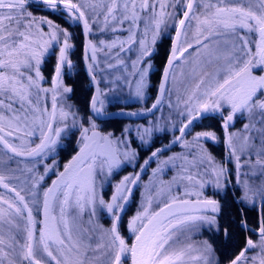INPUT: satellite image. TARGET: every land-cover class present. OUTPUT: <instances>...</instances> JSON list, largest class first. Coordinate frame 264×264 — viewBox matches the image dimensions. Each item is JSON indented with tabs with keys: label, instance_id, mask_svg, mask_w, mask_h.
Here are the masks:
<instances>
[{
	"label": "snow or ice",
	"instance_id": "snow-or-ice-1",
	"mask_svg": "<svg viewBox=\"0 0 264 264\" xmlns=\"http://www.w3.org/2000/svg\"><path fill=\"white\" fill-rule=\"evenodd\" d=\"M29 2L30 0H0V149L5 155L12 154L9 156L8 163H11L15 158H22L35 161L36 164H43L45 170L44 174L39 176L34 175L35 164L26 170L28 176L34 180V183L23 190L29 191L30 189L28 196L22 195L15 186H10V178L0 175V187L9 195L14 193L11 201L0 196V222L5 217L13 216L17 217L24 225L23 228L20 227L19 223L14 225L16 232L7 246L5 241L0 238V264H4V259L8 257L9 251L12 253V261H19V264H25V261L27 264H42V261L44 264H76L71 254L80 255V253L78 241L73 240V230L67 219L69 209H79L82 213L84 208L90 205L94 215L98 196L96 178L104 175L105 169H107L108 174H111L112 170L122 163L119 159L121 155L127 161L134 159L136 153L130 150L121 153L120 148L127 149L128 142L122 139H112V133L101 136L99 132L95 131L97 125L90 122V126L81 132V146L78 153L72 157L69 163L64 165V170L59 172L57 178L52 181V185L43 192L42 205L45 219L39 221L36 218L40 214L41 206L38 189L47 174L56 167L55 161L48 165L44 162V158L50 159L60 139L69 133L71 128L75 127L78 109L73 111V106L68 105L67 111L63 108L58 110V103L63 102L65 94L72 91L70 87H64L61 84L62 68L65 65L69 68L72 66L68 56L69 50L72 48L68 42L70 34L50 20L40 21L41 25L47 24L50 29L48 34L50 39L42 45L37 40L31 39L32 33L26 34L20 31L21 25L27 29L33 27L31 21L35 18L32 17L31 13H25V8ZM36 2L45 4L49 11L66 10L70 19L83 21L86 35L91 34V27L98 22L100 15L97 13V19L92 20V25H90L89 16L81 11V7H85V5H78L72 0H36ZM158 3L161 9L159 13L155 11ZM169 4L170 0H163V2L162 0H142L139 3L137 0H112L107 12L104 13L106 27L101 31H105L110 23L118 24L119 27L112 28L111 31L113 33L127 31L129 36L126 41L114 40L112 43L101 41L99 45H93L89 41V45L86 46L85 58L92 62L89 64L92 79L95 80L96 76L92 69L95 67L98 47L113 51L119 48V52H116L113 57L119 61L122 53L132 51V48L139 44V54L131 65V78L125 76L123 80L129 86L134 83L136 98L143 99L147 87L148 72L143 67V61L150 57L152 51L147 42L148 33L153 29L155 30V35L152 36V43L154 44L162 26L168 27L166 21L181 15L180 11L168 13L166 9ZM61 5L63 6L62 9ZM181 6L186 7L187 10L183 11V18H180L178 22L174 21L172 25L176 28V37L172 54L168 60V67L164 70V79L159 86L160 95L146 111L150 114L153 113L163 104V97L165 93H168V107L172 110L170 114H175L178 111L182 119H187V123L179 128L181 135L175 137L172 143L182 141L194 122L207 115L219 114L223 120L222 127L226 132L234 115L238 112L248 111L250 115H254L259 110L262 117L259 122L264 124V100L259 99V93L264 91V75H254V73L264 71V0H255V7L253 0H216V3L203 2V0H186V4L185 0H177V3L173 5L177 9ZM91 7L95 9L96 5L93 4ZM197 7L202 8L206 14L209 13L210 9L214 8L215 10L201 19L196 12ZM145 13L147 15H144ZM24 21L29 22L24 23ZM193 22L197 31L193 35V42L189 43L187 42V27H190ZM125 23L129 25L127 29L123 27ZM141 24L144 25L142 33L140 31ZM204 31H207V35H203ZM241 32L243 35L239 34ZM182 34H184V42L187 43V47H180ZM38 35L42 37L43 31L41 30ZM253 35H257L258 39L253 41ZM60 36L64 37V42L59 48L52 87L42 89L40 84L43 77L40 75L39 66L50 48L59 42ZM139 36L143 38L137 39ZM221 37L232 38L230 43L228 40L224 42V47L231 48L227 57L228 67L218 70L207 81L201 78L191 92L179 95L176 102L173 103L171 99L172 89L168 87L171 66L183 61L190 50L196 49L199 52V49L208 47L209 41H219ZM125 43L128 45L127 49L123 47ZM37 47L40 49L39 51ZM88 47L91 48V56L87 54ZM121 63L123 62L121 61ZM108 67L113 68L114 65L109 64ZM34 68L35 72L33 73ZM119 79L121 78L118 77L117 80ZM41 92L56 93L52 96L50 113L47 106L40 107ZM101 95L102 93L98 88L97 94L91 100L92 110L97 117L106 114L103 108L105 101L100 98ZM103 95L107 96V93H103ZM97 104H100L101 107L97 108ZM181 106L183 111H179ZM229 109L230 111H228ZM225 111H228L226 116L223 114ZM121 114L125 115V113ZM126 115L138 116L142 114L127 113ZM69 117L73 120L71 127L67 124ZM160 119H164V117L162 116ZM57 123H63L64 126L57 127ZM249 128L250 125L246 124L244 131L247 132ZM153 129L159 130L156 122H152L150 127L137 128L141 143L147 142L145 136H150ZM90 130L91 136L88 134ZM234 136V133H227L226 144L229 149L228 159L231 160L233 156L236 157L237 177H239V170L243 165L239 163L240 157L236 155V149L232 144ZM209 138L215 140V133L197 132L194 142L198 144L199 141H207ZM260 138L262 147L257 155L264 154V128L260 129ZM37 139L39 143L32 147L31 145ZM249 139V137H245L246 146ZM100 141L103 142V148L98 151L97 147ZM184 146L189 147V144L186 142ZM164 150H166V146L165 148H157L141 167L147 166L151 159L158 157ZM176 159L179 157H170L162 163L167 165ZM206 161L211 172L206 168L202 173L198 171L193 175L185 170L186 174L179 177V180L188 182L183 195H195L197 197L194 203L175 197L163 203L158 211L151 212L150 208L154 198L151 196L146 198L148 206H144L142 203L143 211L138 212L137 216L129 222V228L135 234V241L131 248L121 237L118 225L124 205L139 183L140 174L137 173L135 177L132 175L125 176L116 185L110 202L105 204L103 198H99L98 204L101 210L106 208L113 217L111 228L107 230L111 237V244L107 246L105 253L108 264H122L129 252L131 264H180L184 250L168 251L172 242L170 234L175 231L177 226L199 222L206 224L209 228L215 226L219 232L216 217L220 213L221 205L213 199H200L204 183L197 177L213 175L215 188L220 190L226 188L230 183L226 176L228 169L215 165L211 157L203 155L199 157L198 167H203ZM257 163L264 167V161L258 160ZM155 171H161V169L158 168ZM176 179L174 178V181ZM221 180L224 183H221ZM237 184L244 188V195L238 202L248 200L247 183L237 179ZM179 186V183H176V187L179 188ZM188 186L198 187L201 191H188ZM160 195H164L163 190H161ZM29 200L31 203L28 202ZM54 207L59 208L58 216L50 215ZM194 212L203 214L191 215ZM176 215H182L184 219L177 220L175 224L169 223ZM49 220H51V224ZM137 221H141L142 226ZM165 225L167 226L165 227ZM242 227L245 225L242 224ZM22 233L23 235H21ZM224 234L225 239H227L229 235L227 229L224 230ZM259 236L258 244L251 239L247 240L245 248L231 260L230 264H242V261L247 264L246 253L257 247L261 249V255L264 256V221L259 228ZM205 246L206 250L211 253V245L205 242ZM251 259L255 262L257 258L252 257ZM206 260L207 264H214L211 258H206ZM79 264H83V261L81 260ZM260 264H264V259L260 260Z\"/></svg>",
	"mask_w": 264,
	"mask_h": 264
},
{
	"label": "rangeland",
	"instance_id": "rangeland-1",
	"mask_svg": "<svg viewBox=\"0 0 264 264\" xmlns=\"http://www.w3.org/2000/svg\"><path fill=\"white\" fill-rule=\"evenodd\" d=\"M73 3L78 5H85V7H81V11H84L86 15L89 16V24L92 25V20L97 19V13H100L98 22L91 27V34L87 35L88 41H91L93 45H99L101 41L105 43H112L114 40H127L129 36V32H115L111 31L112 28L119 27L118 24H111L107 27L105 31H101V29H105L104 24V13L107 12L108 6L112 3V0H72ZM137 2H142V0H137ZM163 2V0H162ZM186 2V0H185ZM203 2L216 3V0H203ZM177 3V0H170V4L167 7L168 13H173L176 11H180L182 13L183 7L181 6L179 9L173 7ZM95 4L96 8L93 9L91 6ZM253 5L255 7V0H253ZM233 6V5H228ZM40 7V8H39ZM32 5L29 2V5L25 8V13H31L32 17L35 19L31 21L33 27L31 29H27L21 25L20 31L27 33H32L31 39L37 40L39 44H44L46 41L50 39L49 37V26L47 24L41 25V20H50L47 16L41 14L43 10L47 11L46 5L40 4V6ZM215 9H210L209 13H204L202 8L197 7L196 12L200 15L201 19L205 17V15L210 14V12ZM49 11V10H48ZM155 11L159 13L161 11L159 3L156 5ZM61 13V17L63 21H65V25L57 24L53 22V24L58 25L60 29L67 31L70 34L69 43L72 45V34L76 32V25L79 24L77 20L70 19L69 13L64 12L63 10L57 9L56 11ZM144 15H147L145 13ZM180 16H176L172 19H168L166 21L168 27L161 28L159 35L156 38V42L162 39L167 43L168 39L172 34V30L174 29L173 22H178ZM111 19V18H109ZM29 21H24V23H28ZM125 29L129 27L127 23L123 26ZM80 28V25H79ZM43 31L44 35L41 37L38 35L40 31ZM144 30V25H140L141 33ZM196 25L193 22L190 27H187V38L189 43L193 42V35L196 33ZM243 35V33H239ZM155 35V30L153 29L148 33L147 42L151 47V55L143 61V67L148 70L146 82L147 87L145 88V96L143 99H138L135 96V84L133 83L129 86L123 80V77L128 76L131 78L132 73V62L137 59L139 54L140 45L136 44L132 51H125L120 55L119 61L114 59L113 57L116 55V52H119V48L116 50H110L108 48H99L96 52V62L95 67L92 71L95 72L96 82L99 88V91L102 93L101 99L105 101L103 108L109 109L110 105L121 107H130L133 110L144 109L146 108L153 97V89L155 84H153L149 80L150 72L157 71V66L155 63L153 65V61L151 60V56L153 55L155 49V43H152V36ZM203 35H207V31L203 32ZM142 36L137 37V39H142ZM202 38V37H201ZM257 38V37H256ZM231 37H221L219 41L212 40L209 41V45L206 48L199 49L197 52L196 49L190 50V53L184 58L183 61L175 63L171 66L169 73V84L168 87L172 89L171 99L172 102L175 103L177 97L181 94H187L191 92L193 88H195L196 84L200 82L201 78H204L207 81L209 78L214 76L218 70L224 69L228 67L227 57L231 48L224 47L225 40H228L229 43L231 41ZM256 40V39H255ZM254 41V40H253ZM64 37H59V42L50 50L48 53L42 58V62L39 66V71L41 77H43V81L40 86L42 89H50V76L49 78H45L41 72V66L44 62V59L51 58L52 66L51 70L53 71L54 66L57 61V57L59 54V48L63 45ZM166 46V45H165ZM164 49L166 50V47ZM187 46V43L184 42V34L181 36V44L180 47ZM125 49L128 48V45L125 43L123 45ZM82 48V46H81ZM37 50L40 49L37 47ZM72 50V49H70ZM69 50V54H70ZM254 50V49H253ZM68 54V56H69ZM88 56H91V51ZM70 59V57H69ZM71 60V59H70ZM121 61L123 63H121ZM69 68L65 65L62 68L61 72V84L64 87H68L65 84L64 77L65 74H69L73 67ZM92 63L88 59V66ZM114 65L113 68H109L108 65ZM156 69V70H155ZM195 70V71H194ZM35 72V68L33 69V73ZM255 75V74H254ZM120 77L121 79L117 80ZM138 79V78H137ZM156 83V82H155ZM90 85V84H89ZM150 88L151 96L150 95ZM259 94V99L264 100V91ZM62 93V88H61ZM103 93H107V96H104ZM56 93L48 92L40 93V107L43 108L47 106L49 113L52 110V96ZM69 94H65V99L63 102L58 103V110L63 108L67 111V106L72 105L73 111H76L77 108L74 106L69 98ZM90 99V97H89ZM169 99L168 93H165L163 97V104L158 107L151 115L146 116L142 119H133V120H125L121 126V129L118 132H111L108 130L100 129V122L93 118L91 115H83L81 112H77L75 127L71 128V131L63 136L58 142L54 154H51V158H44V162L46 164L51 165L53 161L56 162V167L53 171H50L45 177L44 181L41 182V187H39L38 191L40 193V200L42 205L43 200V192L52 185V181L55 180L59 174V172L64 170V165L69 161L68 156L73 153V150L78 149L80 144L81 132L84 128L90 126V122H94L97 125L95 131L99 132L101 136L112 133V139H122L128 142V148L121 147L120 152L124 151H132L136 153L134 159L124 160V157L121 155L119 159L122 163L114 168L111 174L107 173V169H105V174L102 176H98L96 178V191H97V208L95 214L93 215L92 206L88 205L84 208V211L81 213L79 209H69L67 219L69 220L70 227L72 228L73 240L78 241L79 253L80 255H76L75 253L71 254L76 264L82 260L83 264H108V259L105 256L107 251V246L111 244V237L108 234V229L111 228L113 217L110 213L107 212V209L104 208L101 210L98 200L99 198H103L105 204L111 201V197L115 191V187L119 184L125 176L132 175L133 177L136 175V171L140 164L143 162L145 158L151 153L153 150L159 148L162 145H166V143L172 138L176 137L179 131V127L186 122L187 119H182L177 111L175 114H170L172 110L168 107ZM97 107H101L100 104L96 105ZM179 111H183V108L179 109ZM230 111V109L228 110ZM228 111H225L223 114H228ZM241 113V114H240ZM241 115L239 119H237L236 124H232L227 129V132L224 130L216 131L215 127H204L197 128L195 124H193L184 135L182 141L178 143H174L171 147L161 152L158 157L151 159L150 163L145 166L144 171L140 174L139 183L133 189V193L128 200L127 204L124 207V211H122L121 218L122 224L124 225V229L122 230L119 226V233L121 237H123L126 241V244L130 248V242H132L135 234L129 228V222L133 219V217L137 216L138 212L143 211L141 207L142 203L144 206L147 205V197H153V202L150 208L151 212H155L159 210V207L163 206V203L168 202L169 199L180 197L185 200L196 201L197 197L195 195L192 196H184L183 193L186 190L187 181L179 180L181 175L190 172L195 175L196 172H203L204 169H209L211 172V168L206 161L203 167H198L199 165V157L201 155L206 157H211L214 160L215 165L223 167V159L226 162V168L228 169L227 175L230 179V185L233 188L238 189V201L244 195V188L242 185L237 184V179L242 182H246L248 185V196L249 199L241 202L245 206H254L257 207L260 197L264 195V167L261 164H258L257 161H264V154L257 155V152L261 149V138H260V129L264 128V124L260 123L262 117L257 110L254 115H250L248 111L238 112L235 115ZM219 114H216L219 120ZM164 117V119H160V117ZM208 116V115H207ZM200 119V122L212 123L214 121L209 120L210 117H214L209 115L208 117ZM216 118V119H217ZM152 122H156L159 130L153 129L150 136H145L146 143H141L139 135L137 133V128H146L150 127ZM67 124L71 127L73 125V120L71 117L67 120ZM248 124L250 128L247 132L244 131V126ZM57 127H63V123H57ZM127 129V131H125ZM197 132H213L216 135V139L213 140L209 138L207 141L201 140L196 144L194 142V137ZM227 133H234L232 144L236 149V155L240 157L239 163L243 165L240 168V175L237 177V160L236 157L233 156L231 160L229 157V149L227 144H225L227 150L223 154L220 150L219 142L223 146L224 137L227 138ZM89 136H91V130L89 131ZM181 135V134H180ZM245 137H249L250 139L247 141V146L245 142ZM72 139V140H71ZM163 139V140H161ZM189 144V147H185V143ZM39 143V140H35L31 145L35 147V144ZM70 145H69V144ZM71 143H73L71 145ZM66 147L72 148L68 153L66 159L60 163V159L58 158V154L60 150H64ZM211 147H216V150L213 152ZM61 148V149H60ZM103 148V142H99V146L97 150H101ZM138 149L141 150V154L138 153ZM218 150V151H217ZM191 153V155H189ZM11 153L5 155L3 150L0 149V175L5 176L6 178H10V186H15L18 191H21L22 195L28 196L29 191H23L28 187V185L34 183L32 177L28 176L27 169L32 168L35 164V176H39L44 174V166L43 164H36L35 161H28L22 158H15L11 163H8L9 156ZM170 157H179V159L174 160L170 164H163V161H167ZM161 169V171H155L157 169ZM155 172V175H154ZM174 178H177L174 181ZM202 183H204V188L202 190V195L200 199H213L217 201L216 194L222 193L225 189L217 190L215 188V177L213 175H201L197 177ZM176 183H179V188L176 187ZM221 183H224L221 180ZM169 188L171 189L169 191ZM161 190H163L164 195L161 196ZM188 191L196 192L201 191L198 187L192 188L188 186ZM0 196L4 199L12 200L14 193L9 195L2 187H0ZM31 203V200L28 201ZM193 202V203H194ZM6 207V206H5ZM43 211V205L42 207ZM176 211V209H174ZM35 214V213H34ZM203 213H191V215H201ZM50 215H59V208L54 207V210L50 213ZM39 221H43L45 219L44 214L42 216L36 217ZM184 216L176 215L169 223L175 224L177 220H183ZM262 221H264V202H263V212H262ZM146 222V221H144ZM17 223L20 224V227L23 228V223L17 218L13 216L5 217L2 222H0V238L5 241V244L9 243L11 237L16 232V228L14 225ZM51 224V220H49ZM138 224L142 226L141 221H137ZM167 225H165L166 227ZM203 228L207 229H216L215 226L209 228L206 224H200L199 222L187 223L183 225H179L176 227L175 231H173L170 235L172 237V242L169 245L168 251H180L184 250V256L180 262V264H207L206 258H211L214 261V264H225L226 262L219 263L218 259L213 252V248L210 242H208L207 238L203 235ZM205 231H210V230ZM23 235V233L21 234ZM254 243L258 244L260 241V236L249 237ZM205 242L208 245H211V253L206 250ZM127 258L122 261V264L129 263V253L126 254ZM247 264H260V260L264 259V256L261 255V249L259 247L254 248L246 253ZM256 257V261L254 262L251 258ZM39 258V256H37ZM228 261V260H227ZM19 264V261H12V253L9 251V255L4 259V264ZM25 264L27 262L25 261ZM44 264V261H42ZM242 264L244 262L242 261Z\"/></svg>",
	"mask_w": 264,
	"mask_h": 264
},
{
	"label": "trees",
	"instance_id": "trees-1",
	"mask_svg": "<svg viewBox=\"0 0 264 264\" xmlns=\"http://www.w3.org/2000/svg\"><path fill=\"white\" fill-rule=\"evenodd\" d=\"M32 5L40 6L37 4H34L30 2ZM40 8V7H39ZM41 14L47 16L49 19H51L53 22H56L60 25H65V21H63V18L61 17V13L58 12H51L43 10L40 12ZM66 26V25H65ZM76 32L72 34V50H70L69 57L71 61H73V67L69 74H65L63 76L65 84L68 85L72 89V91L69 94V98L71 103L76 106L78 109V112H81L83 115L88 114V100L89 96L91 94V87L89 85V80H87V77L84 73L83 66H82V56H81V46H82V37L80 33L79 24L76 25ZM162 42V39L157 43V51L153 53L151 56V60L153 63H155V66H157V71H152L149 74V80L155 84L157 78L159 77V69L162 67L163 61L165 59L166 50L164 49L165 46ZM166 47V46H165ZM52 62L51 58L44 59V62L41 66V72L45 78H49V76L52 73L51 70ZM156 70V69H155ZM150 88V95H151ZM116 108L115 105H110L109 109ZM125 120H122L121 118H106L99 120L100 129L102 130H108L113 133L118 132V130L121 129V126ZM214 121V120H212ZM204 122L203 119L200 122L195 123V127L197 128H204V127H215L216 131L220 134V130L217 126L216 122L208 123L207 125ZM72 140V139H71ZM163 140V139H161ZM69 144V143H68ZM73 143H71L72 145ZM70 145V144H69ZM72 148L66 147L64 150L67 152L71 151ZM142 149H138L139 154H141ZM64 156V155H63ZM65 156H67L65 154ZM64 156V157H65ZM233 193L235 195H238V189L234 188ZM216 198L218 203L221 205V210L219 215L216 217L217 222L219 224V232L214 233L213 231H204L203 235L207 238L208 242L211 243L213 252L215 253L218 262L223 263L227 260H229L233 255H235L244 244H245V236L247 233V230L242 229L239 226V220L242 217L244 221L248 224H254L256 217H257V211L254 206H245L243 204H240L241 202L234 201L229 190L225 188L221 195L216 194ZM240 208L242 209V215L240 213ZM124 224V223H123ZM122 224V220L120 222V227L123 230L124 225ZM228 230V238L225 239L224 230ZM217 231V230H216Z\"/></svg>",
	"mask_w": 264,
	"mask_h": 264
},
{
	"label": "water",
	"instance_id": "water-1",
	"mask_svg": "<svg viewBox=\"0 0 264 264\" xmlns=\"http://www.w3.org/2000/svg\"><path fill=\"white\" fill-rule=\"evenodd\" d=\"M31 2H33V3H37L36 2V0H30ZM37 4H43V3H37ZM186 4V3H185ZM45 5V4H44ZM62 5H61V9H62ZM184 10H187L186 9V7H184V9H183V11ZM64 12H66V13H68L66 10H63ZM182 11V12H183ZM180 18H183L182 17V13H181V15H180V17H179V19ZM79 22V25H80V31H81V36H82V66H83V70H84V73H85V75H86V77H87V79L89 80V83H90V85H91V88H92V92H91V96H90V99H89V104H88V110L90 111V114H92L95 118H97V119H104V118H109V117H117V118H122V120L123 119H139V118H142V117H145V116H147V115H149L150 113H148L147 111H146V109L147 108H150L151 107V105L153 104V103H155L156 102V100H157V98H158V96L160 95V92H159V86H160V84L162 83V81H163V79H164V70H165V68L166 67H168V60H169V57L171 56V54H172V49H173V43H174V40H175V37H176V28H174V31H173V35H172V37H171V41H170V44L171 45H169V49H168V53H167V56H166V58H165V61H164V64H163V66H162V69H161V71H160V74H159V76L160 77H158V80H157V85H156V89H155V93H154V96H153V100H152V102H151V104L146 108V109H143V110H130V109H120V110H112V111H104L106 114L105 115H101V116H96L95 114H94V112H93V110H92V107H91V100H92V98H93V96L94 95H96L97 94V89H98V87H97V83H96V79L95 80H93L92 79V75H91V72L89 71V67H88V59H86L85 58V56H86V46L87 45H89V41H88V37H87V35L85 34V31H84V27H83V21H78ZM91 51V48L90 47H88V50H87V54L89 53ZM56 63H57V61H56ZM55 66H56V64H55ZM54 72L52 73V77H51V85H52V79H53V76L55 75V67H54V70H53ZM98 108V107H97ZM155 111V110H154ZM153 111V112H154ZM121 113H125V115H122ZM127 113H141L142 115H138V116H129V115H126ZM187 123V121L186 122H184L182 125H181V127H183V125L184 124H186ZM180 128V127H179ZM180 132L178 131V134L176 135V137H179L180 136ZM175 138V137H174ZM174 138H172V140H170V141H168L167 143H166V145L164 144V145H162V146H160L159 148H165V146H166V149H168L169 147H171L174 143H172V141L174 140ZM226 144V143H225ZM156 150V149H155ZM155 150H153V151H155ZM152 151V152H153ZM151 152V153H152ZM151 153H149V155L147 156V158H145L144 160H143V162H142V164L139 166V168H138V171H136L137 173H139L140 174V171H142L143 170V168L141 167L142 165H144V162H145V160H148L150 157H151ZM135 177V176H134ZM264 201V196L263 197H261L260 198V200H259V202H258V205H257V211H258V215H257V217H258V221H259V227L258 228H256V229H253V228H251L250 226H248L247 224H245V222L243 221V220H241L240 222H239V224H240V226H242V224L243 225H245V227H242V228H248V229H250V230H252L253 232H256V233H259V228H260V226H261V224H260V220H261V206H262V202ZM123 203V202H122ZM125 206V205H124ZM122 213V212H121ZM135 241V237L133 238V240H132V243ZM132 243H131V245H132ZM242 251V250H241ZM240 251V252H241ZM239 252V253H240ZM238 253V254H239ZM237 254V255H238ZM237 255H235L232 259H230L229 261H227V263L226 264H230V262H231V260H233ZM130 256V264H131V255H129Z\"/></svg>",
	"mask_w": 264,
	"mask_h": 264
},
{
	"label": "flooded vegetation",
	"instance_id": "flooded-vegetation-1",
	"mask_svg": "<svg viewBox=\"0 0 264 264\" xmlns=\"http://www.w3.org/2000/svg\"><path fill=\"white\" fill-rule=\"evenodd\" d=\"M172 33H173V30H172ZM171 36H172V34H171ZM171 36H170V38H171ZM257 37V38H256ZM170 38L168 39V41H167V43H165V45H166V51L168 50V48H169V43H170ZM252 39L255 41V39H258V36L257 35H253L252 36ZM159 42V41H158ZM157 42V43H158ZM157 43H155V49H154V52L153 53H155V51H157ZM184 47H187V46H184ZM153 65H154V63H153ZM255 75H264V71H262V72H257V73H254ZM262 92H260L259 94H261ZM260 97V96H259ZM236 114H238V113H236ZM241 114V113H240ZM234 115V118H233V120L231 121V125L230 126H232V124H236L237 122V119H239L240 118V116L241 115ZM225 116H226V114H224ZM228 115V114H227ZM209 116V115H208ZM207 116V117H208ZM219 116V120H218V118H217V116H214V117H210L207 121H209V120H214V122H216L217 123V126H218V128H219V130H220V132L221 131H223L224 132V128L222 127V124H223V120H222V118H221V116L220 115H218ZM217 118V119H216ZM200 119H198V120H196V121H199ZM195 121V122H196ZM80 146L81 145H79V147H78V149H74L73 150V153L72 154H70L69 156H68V153L70 152H67L66 150H60L59 151V154H58V158L60 159V163H62L66 158L65 157H67L68 156V158H69V161H71L72 160V157L73 156H75L77 153H78V151H79V148H80ZM224 146V145H223ZM222 145H221V143L219 142V148H220V150H221V152L224 154L225 152H226V150H227V148H224ZM61 149V148H60ZM211 150L214 152L215 150H216V147L214 148V147H211ZM218 151V150H217ZM65 154L67 155V156H65ZM65 157H64V156ZM69 161H67V163H69ZM230 181V180H229ZM232 185L231 186H227L226 188L229 190V192H230V194H231V196H232V198H233V200H234V195H233V190H232ZM192 202H194V201H192ZM40 207H42V205L40 206ZM42 214H43V211H42V208H40V214H39V216H42ZM120 222H121V220L119 221V224H120ZM252 227H253V229H256L257 227H258V222H257V218H256V220H255V222H254V224L252 225V224H250ZM118 226H120V225H118ZM118 229H119V227H118ZM207 228H203V230L205 231ZM207 230H210V231H213L214 233H217V231H216V229L214 230V229H207ZM251 235H253V236H259V234L258 233H255V232H252V231H250V230H247V233H246V236H245V240H246V242H247V240H249L250 238V236ZM130 244H131V242H130Z\"/></svg>",
	"mask_w": 264,
	"mask_h": 264
}]
</instances>
